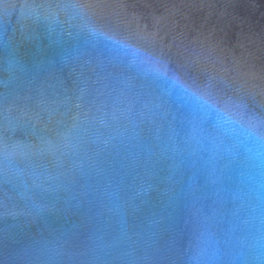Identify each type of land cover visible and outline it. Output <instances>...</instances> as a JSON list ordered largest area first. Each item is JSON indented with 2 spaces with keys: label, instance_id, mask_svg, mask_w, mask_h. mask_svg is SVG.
Returning a JSON list of instances; mask_svg holds the SVG:
<instances>
[{
  "label": "water",
  "instance_id": "1",
  "mask_svg": "<svg viewBox=\"0 0 264 264\" xmlns=\"http://www.w3.org/2000/svg\"><path fill=\"white\" fill-rule=\"evenodd\" d=\"M0 264H264V0H0Z\"/></svg>",
  "mask_w": 264,
  "mask_h": 264
}]
</instances>
